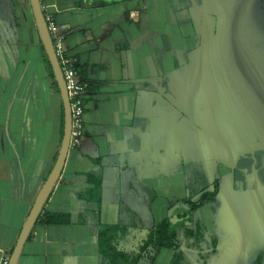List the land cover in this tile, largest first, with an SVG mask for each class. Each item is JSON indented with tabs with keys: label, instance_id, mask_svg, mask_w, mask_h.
Wrapping results in <instances>:
<instances>
[{
	"label": "crops",
	"instance_id": "0c3cea01",
	"mask_svg": "<svg viewBox=\"0 0 264 264\" xmlns=\"http://www.w3.org/2000/svg\"><path fill=\"white\" fill-rule=\"evenodd\" d=\"M39 2L87 88L82 136L69 147L17 264H110L99 244L104 227L117 229V251L136 258L160 222L135 241L136 229L119 222L129 207L118 199L134 194L137 209L146 204L156 213L150 193L161 176L153 171L169 166L176 139L191 144L179 136L191 123L188 88L205 73L220 18L210 13L205 32V0ZM46 59L30 1L0 0V258L10 256L61 146L63 106ZM187 210L167 213L175 248H156L136 264L176 257L200 264L204 254L213 256L206 264L217 263L222 244L212 236L206 245L205 229L186 221Z\"/></svg>",
	"mask_w": 264,
	"mask_h": 264
},
{
	"label": "rangeland",
	"instance_id": "374dc122",
	"mask_svg": "<svg viewBox=\"0 0 264 264\" xmlns=\"http://www.w3.org/2000/svg\"><path fill=\"white\" fill-rule=\"evenodd\" d=\"M205 1V32L211 28L210 13L223 22L243 2ZM248 4L243 20L234 25L236 60L227 58V43L219 37L216 45L207 47V66L199 85H189L191 123L179 136L191 144L176 139L178 148L169 166L153 171L161 176L159 190L150 193L156 213L150 214L146 204L137 209L133 193L131 198L118 199L129 207L121 208L119 222L136 229L134 233L140 235L135 241L157 223L168 221L167 213L184 206L186 221L205 229V244L209 246L213 237L222 244L216 264H264V0ZM194 204L202 205L195 213L189 209ZM197 258L206 264L213 256Z\"/></svg>",
	"mask_w": 264,
	"mask_h": 264
},
{
	"label": "water",
	"instance_id": "95a60500",
	"mask_svg": "<svg viewBox=\"0 0 264 264\" xmlns=\"http://www.w3.org/2000/svg\"><path fill=\"white\" fill-rule=\"evenodd\" d=\"M29 1L41 46L43 48L47 61L50 65L53 78L60 93L62 106H63V136L55 164L50 174L46 178L44 184L42 185L40 191L38 192V195L29 211V214L24 222L23 228L16 241V244L14 245L13 250L9 256L8 264H17L23 245L28 239L34 224L36 223L39 215L41 214L42 209L60 176L61 170L63 168L66 159L67 152L69 150V142H70V129H71L70 105L68 101L67 90L64 84L61 68L53 48V43L50 34L48 32L47 22L42 12L40 2L39 0H29ZM250 1L253 0H243L239 11L235 15L225 20L224 29L220 36L222 40L228 41L229 49L232 52L229 57L232 59H236L239 52L237 46L238 37L234 29V25L243 20L245 13L249 9L248 3ZM259 85L262 84L259 83Z\"/></svg>",
	"mask_w": 264,
	"mask_h": 264
},
{
	"label": "built area",
	"instance_id": "2783aa9c",
	"mask_svg": "<svg viewBox=\"0 0 264 264\" xmlns=\"http://www.w3.org/2000/svg\"><path fill=\"white\" fill-rule=\"evenodd\" d=\"M47 28L61 68L70 105L71 129L69 147H77L83 132L82 116L84 113V105L81 96L85 92L87 84L77 76L75 72V61L65 55L62 45L63 39L57 33V28L48 23ZM8 261L9 256L0 258V264H8Z\"/></svg>",
	"mask_w": 264,
	"mask_h": 264
},
{
	"label": "trees",
	"instance_id": "16d2710c",
	"mask_svg": "<svg viewBox=\"0 0 264 264\" xmlns=\"http://www.w3.org/2000/svg\"><path fill=\"white\" fill-rule=\"evenodd\" d=\"M48 64L50 74L52 71L50 65ZM202 204V203H201ZM201 204H194L190 206V211H195L201 206ZM169 222L164 221L159 223L147 236L140 248V253L136 258L130 257L124 252L117 251L113 245L114 239L117 237L118 232L115 227H104L99 233V244L100 250L103 256H105L110 264H136L140 257L148 255L152 250L161 247L175 248L174 235L168 230ZM172 264H179L178 257L174 259Z\"/></svg>",
	"mask_w": 264,
	"mask_h": 264
},
{
	"label": "flooded vegetation",
	"instance_id": "af4514ba",
	"mask_svg": "<svg viewBox=\"0 0 264 264\" xmlns=\"http://www.w3.org/2000/svg\"><path fill=\"white\" fill-rule=\"evenodd\" d=\"M233 15H234V14H233ZM220 21H221V20H220ZM220 21H219L220 24L223 23V22H224V23L222 24V29H221V31H220V32L218 31V39H219L220 35H221L222 32H223L224 24H225V20H224L223 22H220ZM224 41L227 43V49L229 50V52H230V54H231L232 52H231L230 49H229L228 41H226V40H224ZM221 49H223L222 46H221ZM230 54L227 56V58L230 56ZM229 58H230V57H229ZM231 59H232V58H231ZM232 60H236V59H232Z\"/></svg>",
	"mask_w": 264,
	"mask_h": 264
}]
</instances>
